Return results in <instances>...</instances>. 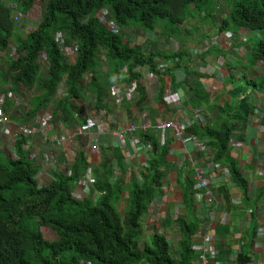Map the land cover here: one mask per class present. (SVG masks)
<instances>
[{
	"label": "trees",
	"instance_id": "trees-1",
	"mask_svg": "<svg viewBox=\"0 0 264 264\" xmlns=\"http://www.w3.org/2000/svg\"><path fill=\"white\" fill-rule=\"evenodd\" d=\"M36 3L42 8L39 23L23 38L16 33L15 15L28 14ZM194 13H200L197 19L220 33L229 30L251 34L246 59L264 63V0H0V92L22 95L25 89L32 95L24 113L15 109L11 100L1 109L5 114L13 110L25 122L30 121L37 110L53 104L64 84L66 96L54 104L57 107L52 105V110L56 116L60 109L63 122L72 126L83 114L76 101H82L84 92L96 97L101 105L124 68L130 82L139 78L133 72L136 67L149 65L153 72L162 73L157 58L173 60L186 55L173 46L168 32H174L173 26L189 25L187 21L194 18ZM216 14L223 18L217 19ZM183 31L188 35L187 28ZM131 32L160 33L169 39L168 50L174 47L176 51L165 54L157 47L158 42L150 40L134 45L124 39ZM151 46L154 52L148 51ZM42 53L46 68L39 62ZM247 65L243 64V69ZM249 71L254 73L255 68L251 66L242 75ZM258 71L256 77L246 79V84L262 92L264 72ZM86 74L91 79L84 88L81 82ZM234 76L228 71L227 80ZM4 86L9 88L3 90ZM237 91L242 90L233 91L239 98ZM249 106L246 99L226 105L240 123L246 122ZM235 121L224 116L220 127L196 132L208 137L215 148L213 161L228 165L233 180L246 190L245 179L230 156V137L238 126ZM142 135L151 143L153 156L139 171V179L132 176L127 184L122 183L121 176L113 180V166L103 159L92 167L94 184L89 198L83 200L74 195L88 169L84 152L80 151L69 170H52L51 182L39 187L35 179L39 167L29 157L26 138L19 135L14 142L17 158H13L9 143L0 148V264H190L194 258L191 239L199 228L193 211L197 195L193 185L182 192L187 216L175 222L180 234L177 248L173 250L166 238L156 233L148 243L139 244L142 220L151 204L164 196L168 153V146H159L155 136ZM94 193L101 195L94 200ZM43 231H49L53 239H47Z\"/></svg>",
	"mask_w": 264,
	"mask_h": 264
},
{
	"label": "crops",
	"instance_id": "crops-1",
	"mask_svg": "<svg viewBox=\"0 0 264 264\" xmlns=\"http://www.w3.org/2000/svg\"><path fill=\"white\" fill-rule=\"evenodd\" d=\"M242 33L245 32L240 31V34ZM215 34L216 32L211 33L212 36ZM229 40L220 38L219 41L225 47L223 51L212 47L203 48L204 46L197 43L192 44L193 46L187 44L184 47V56L173 60L157 58V68L163 70L162 73L153 72L149 65L136 67L133 72L137 73L139 78L131 79L130 82L124 68L119 73L118 82L101 100V105L96 101V97L84 92L86 94L82 101H76L83 114L79 117L74 113L78 118L73 121L72 126L63 122L60 109L56 110L57 115L54 116L53 107H46L45 110H49L47 112L53 116L50 120V135L67 136L87 118L95 120L100 126L69 141L64 152L44 143L40 135L30 137L29 157L36 161L38 171L44 172V182L47 177H51L52 170H69L74 160L72 154H79L80 151L85 153L88 163V171H85L80 179V183L84 182L85 185H79L76 191L81 196L90 194L92 185L88 184L86 179L89 176L94 178L92 167L99 165L103 159L113 166V180L121 176L122 183L127 184L132 176L139 179V171L147 167L153 156L151 143L144 139L142 134H152L159 146H168L165 158L167 166L164 170V196L151 204L142 220L139 244L148 243L151 235L159 231L173 250L177 248L180 234L175 222L177 218L187 216L182 192L189 185L194 186L196 194L201 190L189 166V162H196L205 170V178L208 179L206 188L210 196H205L198 206L193 203V211L199 222L197 231L203 229L209 240L215 243L211 259L219 264H264V89L259 92L247 86L246 79L256 77L255 71L258 70L255 68L254 73L249 71L245 76L242 75L243 71L250 68L249 66L243 69V64H250V61L242 51L245 49L242 43L238 45V51L241 53V58H238L235 49L237 46L232 43L234 39L230 40L231 47ZM181 49L183 50V47ZM153 50L154 48L148 49L149 52ZM255 62L259 64L262 61ZM230 70L235 76L227 80ZM81 83L84 88L88 85L86 78ZM132 87L133 90H130ZM236 89L242 90L237 91L239 98L234 96L233 91ZM66 93L63 84L58 89L52 105H58V100L64 98ZM116 98L121 99L119 104L115 103ZM243 99H246L250 106L246 122L240 123L235 121L236 118L226 105H236L237 101ZM99 112L104 113L100 115ZM0 114L9 118L10 127L16 131L10 139L15 140L19 136L18 131L22 125H34L35 116L25 122L24 118L14 114L13 110L5 114L3 108H0ZM223 115L235 121V126L238 125L230 137V156L245 179L246 190L233 180L228 165L219 162L223 167L220 170L215 169V163H218L213 161L215 148L208 137L196 132L203 133L204 129L210 126L220 127ZM172 120L181 124L183 140L174 139L171 131L165 133L155 130V126L160 122ZM128 124L148 125L144 131L135 134L138 139L135 145L129 138L124 142L118 140L115 135L117 130ZM25 138L27 143L28 138ZM9 141L14 145L13 140ZM11 153L14 154L13 158H17L14 146ZM92 196L96 200V193ZM85 198L89 197L79 200ZM259 231L262 233L259 234ZM194 247L198 249L199 245ZM193 253L194 258L190 263L196 260L199 254L197 251ZM136 264L146 263L139 261Z\"/></svg>",
	"mask_w": 264,
	"mask_h": 264
},
{
	"label": "built area",
	"instance_id": "built-area-1",
	"mask_svg": "<svg viewBox=\"0 0 264 264\" xmlns=\"http://www.w3.org/2000/svg\"><path fill=\"white\" fill-rule=\"evenodd\" d=\"M220 38H223L224 40L227 41V38L230 39V37L225 34V33H221L220 34ZM229 43V42H228ZM205 48H209V47H213L216 46L218 47V49L223 50L225 49V47H223V43L220 42L219 40L216 39H208L205 40L203 43ZM15 48L13 49V56H15ZM71 55L74 56L75 52L74 50L71 51ZM40 60H42L43 64H46V57L45 55H41ZM39 60V62H40ZM163 71V70H162ZM130 90H133V87L130 88ZM14 100L15 99V95L12 92H8L5 94L0 95V108L2 107V105L5 103V101L8 100ZM119 101H121V99L116 98L115 103L119 104ZM95 102V101H93ZM44 112V111H43ZM104 112H99V114H103ZM53 116L49 115L48 117L41 115H35L34 117V125L32 126H28V125H22L18 131L19 135H22L24 137L28 138L27 143L25 144V148H30V137H33L35 135H40L41 138L43 139L44 143H48L50 145H52L54 148L64 152L65 150V145L69 143V141H72L75 137L79 136V135H84L86 133H89L91 130H94L95 127L99 128V124L95 122V120L91 119V118H87L86 121L84 123H81L80 125H76L77 127L75 129H73L71 132L68 133L67 136L64 135H50L48 133L51 132V126H50V120ZM0 127L3 129V133H1L5 138H10L11 136V132H10V120L7 116L0 114ZM146 128H148V125L146 124H141V125H133V124H128L126 126H124L123 128H121L120 130H117L115 132V135L117 136L118 140L120 141H126L127 138H129L130 142L132 144H136L137 143V138L135 137V134H137L139 131H144ZM8 129V130H5ZM155 130L158 132H168L171 131L172 132V136L174 139H182L183 138V133H182V126L178 121H163L160 122L159 124H157L155 126ZM183 140V139H182ZM200 146V144H199ZM0 147H1V142H0ZM78 156V152H75L74 154H72V158L74 157L77 158ZM73 160V162H74ZM72 162V163H73ZM189 166L191 167L193 173H194V180L196 182V184L199 186V188L201 189L199 193H197L196 197H195V203L194 206H198L200 205V203L204 200L205 196L209 197V192H208V179L205 178V170L196 164V162H189ZM221 167H223L221 164L219 163H215V169L220 170ZM143 170V169H141ZM88 171V169L86 170ZM225 171H228L227 169H225ZM43 174L44 172L42 171H38L37 175H36V180L39 185V187H44L47 183L51 182V177H47V179L44 182L43 179ZM86 182L88 184H94V178L92 177H88L86 179ZM82 186L85 185L84 182H82L81 184ZM101 194L97 193L96 197L98 198ZM74 197L79 200L81 198L84 197H89V195L86 196H81L79 194H75ZM96 198V199H97ZM157 231V230H156ZM177 231L178 228H177ZM259 234L262 233V231L258 232ZM160 236H162L161 232L158 231V233H156ZM191 249L193 252L197 251L199 254L197 256L196 260H193L190 264H219L217 261L212 260L211 259V254L213 252V248L215 243L211 242L209 240L208 235H206L203 232V229H199L196 234L192 237L191 239ZM199 245L198 249H195L194 246ZM79 264H90L87 262H80Z\"/></svg>",
	"mask_w": 264,
	"mask_h": 264
},
{
	"label": "rangeland",
	"instance_id": "rangeland-1",
	"mask_svg": "<svg viewBox=\"0 0 264 264\" xmlns=\"http://www.w3.org/2000/svg\"><path fill=\"white\" fill-rule=\"evenodd\" d=\"M41 10H42V8L40 7V4L36 3L32 7V9H30V12L28 14L22 15V16L18 15V14H17L18 16L15 15L14 20L16 21V33L18 35H20L21 37L25 38L26 34H28L29 32L33 31L36 28L37 24L39 23V20H40V17H41ZM199 14L198 13L195 14L193 19H190L189 21H187V22H189L188 23L189 25H187V26L176 25V26H173L174 32L173 31H169L168 32L169 33V39L172 41L173 46L178 48L177 50H182L181 48L183 47V51H184V49H185L184 47L187 44H189V45L190 44L191 45L192 44H196V43L197 44H203L204 41H200V40L205 38L203 36L204 34L208 35L210 38L212 37V39L214 38L216 40H220V34L221 33L218 32L219 29H217L216 27L208 26V24H204L202 22L201 18L197 19V16ZM226 15H227V12H226ZM216 17H217V19L218 18L222 19L223 15H219L218 16V14H216ZM211 21H213L212 18H211ZM209 24H210V20H209ZM184 28H187V30H189L188 35H186L185 32L183 31ZM197 28H198V30H197ZM214 32H216V34L212 36L211 33H214ZM222 32L227 34L230 37V40H231V38L234 39V40H232V43L235 46L238 47V45L240 43H242V46L246 50H248L247 49V45L251 44V40L253 39L252 35L249 34V33L240 34V31L236 32V31H229V30L222 31ZM200 36H201V39L198 38ZM126 38L130 39L132 41V43H139L140 45H142L145 40L158 42V46L157 47L161 48V50H164L165 54H169V52H168L169 50L167 48L168 40H165L166 36H161L160 33H153V35H151L149 33L145 34V32H142V33H138V35H136V34L131 32V33L126 34L124 39H126ZM244 38H245V42L243 43L242 41H243ZM230 40H229V45L232 46L230 44ZM198 41H200V42H198ZM246 42H247V44H245ZM160 43H162L163 45L160 44ZM159 44H160V46H159ZM14 47H15L14 44H12V46H11L12 50H13ZM163 48H166V49H163ZM212 48L218 49V47H216V46H213ZM151 49H153V46H151ZM172 51L173 52L176 51L174 47H172ZM213 52H216L217 54H220V52H218V51H213ZM237 52H238V55H239L237 57L241 58L240 51H237ZM0 53H2V52H0ZM223 55H225V54L223 53ZM244 55L245 56H249L250 53L248 54V53L244 52ZM248 61H250V64H248L247 67H249V66L251 67L252 66L253 69L257 68V70L260 69V70H262L264 72V63L263 62H261L259 64H256V62H251V58L250 57H248ZM40 64L42 65L43 68H46L45 64L42 63V60H40ZM100 73H101V71H100ZM85 77H86V82L89 84L90 83V79H91L90 74L89 75L88 74L84 75L83 78H85ZM8 88H9V86H4L3 90L8 89ZM25 91H26L25 89H22V91H21L22 95L21 94L18 95V94L14 93L15 99L13 100V102H15V104H16L15 105V109L19 108L21 110V113H24L25 110L27 108H29V100L32 98L31 97L32 96L31 93L29 94L27 91L26 92ZM0 94H1V92H0ZM20 96H22V97H20ZM27 103H28V106H27ZM48 107H53V106L50 105ZM47 111H49V110H45V109L41 108L38 111H36L35 114L36 115H41L42 114L43 116L48 117L50 115V113L47 112ZM5 130H8V129H5ZM14 131H15L14 128L10 129L11 135L15 134L16 131L15 132ZM1 133H3V129L0 127V142H1V147L0 148L4 149V147L7 146L8 141H7V138H5ZM8 145H11L10 148H12L14 146L13 143H9ZM11 154L14 157V154L13 153H11ZM43 234L46 236L47 239H49V240L53 239V236L49 233V231H43Z\"/></svg>",
	"mask_w": 264,
	"mask_h": 264
},
{
	"label": "clouds",
	"instance_id": "clouds-1",
	"mask_svg": "<svg viewBox=\"0 0 264 264\" xmlns=\"http://www.w3.org/2000/svg\"><path fill=\"white\" fill-rule=\"evenodd\" d=\"M221 33H223V32H221ZM146 34V33H145ZM208 39H212V37L210 38L209 36H206L204 39H202V41H205V40H208ZM243 43L245 42V38L243 39V41H242ZM201 46H204L203 44H201ZM231 47V46H230ZM203 48H205V47H203ZM238 48L239 47H236L235 49L238 51ZM245 50V49H244ZM244 50H242L243 52H246V50L244 51ZM221 51H223V50H221ZM41 55H44L43 53L41 54ZM86 78V77H85ZM85 78H83V79H85ZM82 79V80H83ZM3 106V105H2ZM43 109H45V108H43ZM9 140H13L14 142L16 141V139L14 140V138L13 139H10V138H8L7 139V141H8V143L10 142ZM87 263H89V262H87Z\"/></svg>",
	"mask_w": 264,
	"mask_h": 264
},
{
	"label": "bare ground",
	"instance_id": "bare-ground-1",
	"mask_svg": "<svg viewBox=\"0 0 264 264\" xmlns=\"http://www.w3.org/2000/svg\"><path fill=\"white\" fill-rule=\"evenodd\" d=\"M33 110V109H32ZM30 111V110H29Z\"/></svg>",
	"mask_w": 264,
	"mask_h": 264
}]
</instances>
